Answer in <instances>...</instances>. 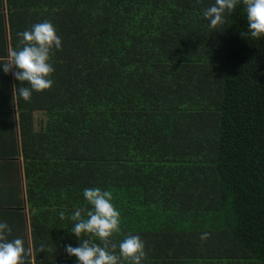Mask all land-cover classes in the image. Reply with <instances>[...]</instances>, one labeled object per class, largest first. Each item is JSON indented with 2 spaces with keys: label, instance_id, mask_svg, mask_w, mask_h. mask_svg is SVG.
Returning a JSON list of instances; mask_svg holds the SVG:
<instances>
[{
  "label": "trees",
  "instance_id": "obj_1",
  "mask_svg": "<svg viewBox=\"0 0 264 264\" xmlns=\"http://www.w3.org/2000/svg\"><path fill=\"white\" fill-rule=\"evenodd\" d=\"M5 1L12 50L45 21L62 42L51 89L16 91L33 264H78L93 187L120 212L117 254L138 235L142 264H264V37L242 0L219 31L215 0Z\"/></svg>",
  "mask_w": 264,
  "mask_h": 264
},
{
  "label": "clouds",
  "instance_id": "obj_2",
  "mask_svg": "<svg viewBox=\"0 0 264 264\" xmlns=\"http://www.w3.org/2000/svg\"><path fill=\"white\" fill-rule=\"evenodd\" d=\"M241 0H215L206 8L203 16L210 21V28L223 29L226 14H231ZM246 13L248 32L254 39L264 37V0H242ZM20 37L18 50H10L6 59L0 58V65L5 74L11 73L14 78L27 87L14 88L19 97L30 102L33 92H43L52 87L50 78L54 72L51 64L53 50H62V42L51 22L35 24L30 30L17 33ZM83 196L91 209L81 208L73 212L70 219L74 222L71 232L80 240L78 247L67 245L68 256H74L78 264H142L146 258L145 243L138 235L126 236L118 245L114 237L121 233L120 212L112 203L113 194L99 187L85 188ZM60 219L65 213L60 212ZM12 229L6 222H0V264H29L32 250L25 249L21 238L9 240ZM210 234H201V241L209 239ZM93 238L99 243L93 242ZM40 252L45 251L44 245Z\"/></svg>",
  "mask_w": 264,
  "mask_h": 264
},
{
  "label": "crops",
  "instance_id": "obj_3",
  "mask_svg": "<svg viewBox=\"0 0 264 264\" xmlns=\"http://www.w3.org/2000/svg\"><path fill=\"white\" fill-rule=\"evenodd\" d=\"M10 50L6 1L0 0V58L6 59ZM14 87L13 75L5 74L0 65V222L12 229L9 240L21 238L25 249H31ZM33 118L34 130L44 128L46 117L42 112L35 111ZM30 263L33 264L32 257Z\"/></svg>",
  "mask_w": 264,
  "mask_h": 264
}]
</instances>
